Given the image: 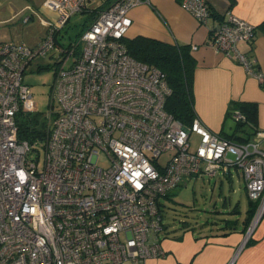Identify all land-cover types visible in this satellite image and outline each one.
<instances>
[{"label":"built area","instance_id":"obj_1","mask_svg":"<svg viewBox=\"0 0 264 264\" xmlns=\"http://www.w3.org/2000/svg\"><path fill=\"white\" fill-rule=\"evenodd\" d=\"M141 3L118 0L102 8L77 42L63 47L59 34L70 19L93 13L101 2L47 0L48 34L39 46L0 43V264L163 258L160 198L185 179L227 176L233 168L243 172L249 198L259 201L250 232L264 214V131L236 144L198 119L187 127L166 111L165 74L133 58L123 43L130 13ZM182 6L200 24L211 15L206 0H182ZM256 37V26L230 13L210 44L264 88V71L256 72V62L237 47ZM54 51L61 61L43 116L48 134L29 143L17 126L20 111L36 109L24 75L36 58ZM234 120L245 118L235 112ZM193 134L199 137L194 150Z\"/></svg>","mask_w":264,"mask_h":264},{"label":"crops","instance_id":"obj_2","mask_svg":"<svg viewBox=\"0 0 264 264\" xmlns=\"http://www.w3.org/2000/svg\"><path fill=\"white\" fill-rule=\"evenodd\" d=\"M46 1L0 0V43H26L33 48L39 46L48 34L44 23L49 20L44 8ZM116 1L118 0H100V7ZM206 1L211 15L205 24H200L183 8L182 0H142L130 13L133 24L127 38L144 36L191 47L196 60V119L210 130L224 136L232 135L235 132V122L228 114L233 103L241 102L258 106L257 127L259 132L264 131V88L241 64L216 52L210 44L214 28L233 13L257 27L256 41L253 44L240 42L237 47L241 53L256 62V72L264 71V30L261 27L264 23V0ZM32 10L39 14H33ZM27 16L31 20L24 23ZM34 21L41 25L43 31L40 39L35 43H27L15 38L14 34L19 35ZM15 25L18 29L14 28ZM234 172L244 179L243 172L238 168H233L225 177L233 181ZM245 191L247 193L246 183ZM224 203L228 205L231 200L227 202L225 199ZM239 207L237 204L235 213H240ZM228 221L224 224L213 223L210 230L201 228L196 231L195 227H185L175 234L166 232L164 225L160 241L165 257L148 259L144 264H264V214L251 232L246 224L239 227V223ZM226 224H230V227Z\"/></svg>","mask_w":264,"mask_h":264},{"label":"rangeland","instance_id":"obj_3","mask_svg":"<svg viewBox=\"0 0 264 264\" xmlns=\"http://www.w3.org/2000/svg\"><path fill=\"white\" fill-rule=\"evenodd\" d=\"M89 18L91 15L86 13L74 15L59 34L61 46L70 47L71 44H75L84 32ZM14 28L18 29L17 25ZM42 33L41 25L34 21L19 35L14 34V36L18 40L35 43ZM60 61L61 54L54 51L48 56L36 58L25 72V83L30 87L33 95L31 101L36 105L35 114L37 112L40 116H44L50 109L49 94ZM71 63L72 59L68 67ZM58 110L59 106L56 107V111ZM191 141L194 150L199 144V137L193 134ZM168 155L162 156L161 160L164 161ZM225 199L227 202L231 200V203L225 205ZM159 202L162 204L163 224L166 226V232L175 234L181 232L185 223L191 228H197L196 231L201 228L210 230L213 223L222 224L224 220L239 223V227H242L253 201L245 191V180L234 172L233 181L223 175L216 178L185 179L170 193L169 197H162ZM237 204L240 205V213L234 211Z\"/></svg>","mask_w":264,"mask_h":264},{"label":"trees","instance_id":"obj_4","mask_svg":"<svg viewBox=\"0 0 264 264\" xmlns=\"http://www.w3.org/2000/svg\"><path fill=\"white\" fill-rule=\"evenodd\" d=\"M102 8L99 7L93 13H88L91 15V18H89V22H87L85 28L94 21ZM261 27L264 30V23ZM123 43L133 58L151 67H156L165 74L166 82L171 90V94L166 99L165 109L185 126L191 127L197 118L194 107L196 60L191 53V47L188 45H173L144 36H138L133 39L125 38ZM235 112H240L245 120L236 122L234 120ZM228 115L235 122V132L228 136L220 134L223 138L236 144L249 143L256 138L259 132L257 127L258 106L256 104L233 103ZM17 126L20 140L29 143L43 142L44 137L48 134L47 123L43 119V115L40 116V113L35 114L20 111L17 115ZM247 129L250 131H247ZM38 147L41 149L43 146L39 145ZM166 197H169V195ZM258 205L259 201L252 202L251 209L248 211V217L244 222L246 226L250 227ZM159 208L162 212L161 203ZM228 223L235 224L232 221H228ZM226 225L230 227V224ZM185 227L188 228L189 225L185 223Z\"/></svg>","mask_w":264,"mask_h":264}]
</instances>
